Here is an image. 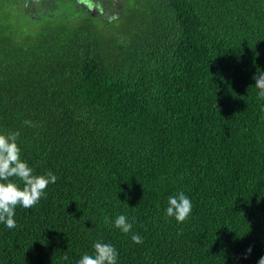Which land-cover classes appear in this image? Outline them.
<instances>
[{
	"label": "trees",
	"instance_id": "trees-1",
	"mask_svg": "<svg viewBox=\"0 0 264 264\" xmlns=\"http://www.w3.org/2000/svg\"><path fill=\"white\" fill-rule=\"evenodd\" d=\"M26 1L0 0V134L19 131L21 159L57 180L0 223V264H77L97 241L117 264H258L264 0H122L104 16L70 0L36 19ZM18 7L47 25H16ZM179 192L183 223L165 211ZM122 214L128 234L105 223Z\"/></svg>",
	"mask_w": 264,
	"mask_h": 264
},
{
	"label": "clouds",
	"instance_id": "clouds-1",
	"mask_svg": "<svg viewBox=\"0 0 264 264\" xmlns=\"http://www.w3.org/2000/svg\"><path fill=\"white\" fill-rule=\"evenodd\" d=\"M253 79L256 81L255 87L259 89L258 97L264 100V71L258 72ZM261 111L264 112V107ZM24 123L29 127L38 126L30 120ZM19 136V131L7 135L0 134V181H7V183L0 182V223L5 224L9 229L16 227L14 219L16 207L19 205L27 209L35 206L44 196L47 186L57 180L56 175L51 171L45 175L33 174V169L21 159V150L17 143ZM11 177L21 180L23 188L12 182ZM165 211L168 217H174L178 223H183L191 214V200L183 192L169 196ZM133 222H129L128 217L123 214L117 216L114 222H110L107 218L105 220V223H112L124 234L131 232ZM131 239L135 244L143 243L138 234H132ZM93 249V254H84L77 264H117L118 252L111 244L97 241L93 244ZM248 252H251V247ZM64 259L67 260V256ZM258 264H264V256L259 259Z\"/></svg>",
	"mask_w": 264,
	"mask_h": 264
},
{
	"label": "flooded vegetation",
	"instance_id": "flooded-vegetation-1",
	"mask_svg": "<svg viewBox=\"0 0 264 264\" xmlns=\"http://www.w3.org/2000/svg\"><path fill=\"white\" fill-rule=\"evenodd\" d=\"M70 0H28L25 2L27 13L34 19L41 14H46L50 11H60V6L69 4ZM77 7H83L93 14H111L117 0H73ZM33 8V11L29 9ZM30 11V12H29Z\"/></svg>",
	"mask_w": 264,
	"mask_h": 264
},
{
	"label": "rangeland",
	"instance_id": "rangeland-1",
	"mask_svg": "<svg viewBox=\"0 0 264 264\" xmlns=\"http://www.w3.org/2000/svg\"><path fill=\"white\" fill-rule=\"evenodd\" d=\"M121 2L122 0H117L116 5L117 6L120 5ZM12 9H14V6L12 7ZM29 10L33 11V8H30ZM13 12H14L13 15H16V20H18L17 22H14V23L16 25L19 24V26L22 25L24 29H27V28L28 29H38V28L46 26L48 23V22H44L46 18H43L41 20H32L25 13H23L24 15L22 13L20 14V7L17 8V11H13Z\"/></svg>",
	"mask_w": 264,
	"mask_h": 264
}]
</instances>
